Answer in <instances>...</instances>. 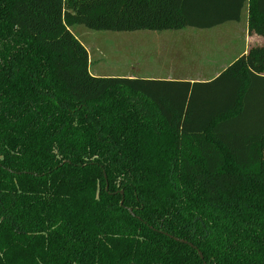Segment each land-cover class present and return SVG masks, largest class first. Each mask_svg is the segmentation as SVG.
Returning a JSON list of instances; mask_svg holds the SVG:
<instances>
[{"label":"trees","instance_id":"16d2710c","mask_svg":"<svg viewBox=\"0 0 264 264\" xmlns=\"http://www.w3.org/2000/svg\"><path fill=\"white\" fill-rule=\"evenodd\" d=\"M247 7L264 37V0H0V264H264V46L210 81L101 77L71 31Z\"/></svg>","mask_w":264,"mask_h":264},{"label":"rangeland","instance_id":"374dc122","mask_svg":"<svg viewBox=\"0 0 264 264\" xmlns=\"http://www.w3.org/2000/svg\"><path fill=\"white\" fill-rule=\"evenodd\" d=\"M226 24L211 30L110 32L75 26L71 31L87 48L90 71L96 76L205 79L216 73L201 70L211 59L230 63L239 57L243 35L246 41L250 38L251 47L262 42L248 7L239 24ZM194 64L197 72L190 71Z\"/></svg>","mask_w":264,"mask_h":264},{"label":"crops","instance_id":"0c3cea01","mask_svg":"<svg viewBox=\"0 0 264 264\" xmlns=\"http://www.w3.org/2000/svg\"><path fill=\"white\" fill-rule=\"evenodd\" d=\"M232 23H235V22H231V23H228V24H232ZM239 23H236V24H239ZM225 25H227V24H225ZM247 27H248V25H247ZM247 32H249V31L247 30ZM255 33L258 35V37L260 39H262L261 44H259L258 46H255V47H251L250 38H249V40L247 39V41H246L245 38H244V35H243V37L241 36L242 38H241L240 41H241V45H242V50H241L239 56L240 55H247V56H249L250 53L253 50H255L257 48H262L264 46V37L261 36V35H259L257 32H255ZM231 36L232 37H234V36L236 37L238 35L237 34L236 35L231 34ZM230 63H229V61L228 62L223 61V59H211L210 62L206 63L205 66H204V68L201 69V70L202 71H205V72H207L209 70H212V71H216V73L213 76L208 77V78H205V79H200V78H197V77L196 78L190 77V78H174V79L167 78L166 80H185V81H190V82L210 81L214 77H216L221 71H223ZM195 64L192 66V68H194V70L191 69L190 70L191 72H197L196 71V68H195ZM263 75H264V73H263ZM129 78H131V77H129ZM149 78L150 79H162V78H157V77H149Z\"/></svg>","mask_w":264,"mask_h":264},{"label":"water","instance_id":"95a60500","mask_svg":"<svg viewBox=\"0 0 264 264\" xmlns=\"http://www.w3.org/2000/svg\"><path fill=\"white\" fill-rule=\"evenodd\" d=\"M129 212L130 213H132V210H129ZM176 240H178V239H176ZM178 241H180L181 243H185V241H182V240H178ZM192 246V245H191ZM193 247V246H192ZM194 249H196L195 247H193ZM197 250V249H196ZM199 252V251H198ZM199 256H200V258L203 260V256H202V254L199 252ZM204 264H206V263H204Z\"/></svg>","mask_w":264,"mask_h":264}]
</instances>
